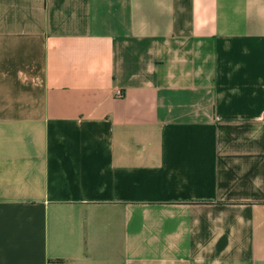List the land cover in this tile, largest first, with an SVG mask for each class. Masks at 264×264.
<instances>
[{"label": "crops", "instance_id": "crops-1", "mask_svg": "<svg viewBox=\"0 0 264 264\" xmlns=\"http://www.w3.org/2000/svg\"><path fill=\"white\" fill-rule=\"evenodd\" d=\"M0 264H264V0H0Z\"/></svg>", "mask_w": 264, "mask_h": 264}, {"label": "built area", "instance_id": "built-area-1", "mask_svg": "<svg viewBox=\"0 0 264 264\" xmlns=\"http://www.w3.org/2000/svg\"><path fill=\"white\" fill-rule=\"evenodd\" d=\"M116 94H117L118 96H121V95H122V92H121L120 90H117Z\"/></svg>", "mask_w": 264, "mask_h": 264}]
</instances>
